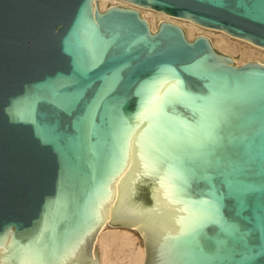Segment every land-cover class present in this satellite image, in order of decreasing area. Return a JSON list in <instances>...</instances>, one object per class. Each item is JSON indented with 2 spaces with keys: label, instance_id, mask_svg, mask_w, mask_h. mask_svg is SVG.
<instances>
[{
  "label": "water",
  "instance_id": "95a60500",
  "mask_svg": "<svg viewBox=\"0 0 264 264\" xmlns=\"http://www.w3.org/2000/svg\"><path fill=\"white\" fill-rule=\"evenodd\" d=\"M126 1L264 48V0ZM106 224L145 264H264V65L136 9L0 0V264H99Z\"/></svg>",
  "mask_w": 264,
  "mask_h": 264
},
{
  "label": "rangeland",
  "instance_id": "374dc122",
  "mask_svg": "<svg viewBox=\"0 0 264 264\" xmlns=\"http://www.w3.org/2000/svg\"><path fill=\"white\" fill-rule=\"evenodd\" d=\"M98 8L101 11H105L112 6H123L129 7V3L122 0H97ZM145 10L141 11V15L148 21L149 26L151 24L152 31L156 32L158 30L159 24L161 23L163 17L160 16L158 11L143 8ZM162 17V18H161ZM182 28L185 31L186 37L189 41H193L198 36L207 35L211 40L213 46L220 52L229 55L235 60L237 65H243L247 62H260L264 64V48L256 46L244 39L233 37L223 31L210 29L197 25V27L191 26L189 23H193L189 20L182 18H177ZM195 24V23H194ZM196 25V24H195ZM150 27V28H151ZM261 49H258V48ZM126 229L121 227H114L107 225L106 229ZM102 230V229H101ZM131 231L133 236V241L130 244H126L125 241L119 236L118 239H109L106 249L99 242L97 243V249L99 254V264H139L140 249L145 248L144 241L141 233L138 232L136 228ZM103 232H106L105 229ZM146 257H144L145 264Z\"/></svg>",
  "mask_w": 264,
  "mask_h": 264
},
{
  "label": "bare ground",
  "instance_id": "6f19581e",
  "mask_svg": "<svg viewBox=\"0 0 264 264\" xmlns=\"http://www.w3.org/2000/svg\"><path fill=\"white\" fill-rule=\"evenodd\" d=\"M95 1L96 0H94V2ZM122 1H124L126 3H129V5H130L129 7H125V8H131V9H136L139 12H141V11L145 12L143 7L137 6V5H135V4L131 3V2H128L126 0H122ZM120 7H123V6H120ZM146 9H148V8H146ZM150 10H152V9H150ZM158 14L163 17L161 23L162 22H169V23H172V24H175V25H178V26L182 27L181 24L179 23V20L177 19V17H173V16L167 15V14L162 13V12L158 13ZM189 24L191 26H193V27H197V24L195 25L194 22L193 23H189ZM150 27H151V24H150ZM151 29H152V27H151ZM203 36L207 37V35H203ZM256 48H258V47H256ZM258 49H261V48H258ZM233 61L235 62V60H233ZM106 227H107V224L104 227L101 228L102 230L101 229L99 230L98 235H97V243L100 242L104 246L105 249L107 247V243L106 242H108L109 239L115 240V239H118L119 236L123 239V241H125L126 244L132 243L133 236H132L131 231L128 230V228H126V229H118V228L106 229ZM104 229H105L106 232H103ZM133 229H131V230H133ZM136 229L140 232L139 227H137ZM140 257H141L142 260H140L139 264H143L144 257H146V248L141 247V249H140Z\"/></svg>",
  "mask_w": 264,
  "mask_h": 264
}]
</instances>
